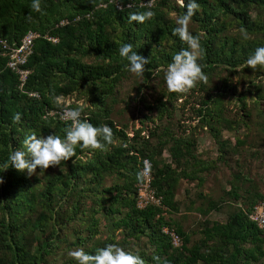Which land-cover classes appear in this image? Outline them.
<instances>
[{
    "label": "trees",
    "instance_id": "16d2710c",
    "mask_svg": "<svg viewBox=\"0 0 264 264\" xmlns=\"http://www.w3.org/2000/svg\"><path fill=\"white\" fill-rule=\"evenodd\" d=\"M196 2L189 30L200 37L207 81L177 94L164 80L173 55L187 47L173 35V14L185 11L177 0H41L43 14L32 0H0L1 39L19 45L28 32L40 34L23 85L0 45V264H77L69 250L94 254L109 243L146 264L153 256L167 264H264V229L250 217L264 200V67L246 66L264 46V0ZM149 3L152 19L129 21ZM126 43L149 58L151 71L126 70L119 56ZM63 106L112 127L115 144L105 152L77 145L73 158L31 176L2 171L32 131L66 135ZM201 129L214 138L216 157L204 158ZM147 159L160 202L140 206L136 175ZM165 228L179 234L180 246Z\"/></svg>",
    "mask_w": 264,
    "mask_h": 264
},
{
    "label": "clouds",
    "instance_id": "9594fccd",
    "mask_svg": "<svg viewBox=\"0 0 264 264\" xmlns=\"http://www.w3.org/2000/svg\"><path fill=\"white\" fill-rule=\"evenodd\" d=\"M177 2L185 11L179 15L173 14L176 25L173 28V35L178 36L187 47L173 55L171 62L164 70V80L169 92L186 94L198 82H206L207 76L203 71V65L199 63L203 55L200 37L193 35L189 30L192 18L199 11L200 5L196 0H187V2L177 0ZM30 7L43 14L41 0H32ZM128 7H131V4ZM148 9L143 12H130L129 21L144 23L152 19L155 12L151 10V3H149ZM240 32L245 39L248 38L246 29L241 28ZM119 56L127 61L126 70L132 74L143 76L145 71H151L145 67L149 64V58L137 54L132 43L122 44L119 48ZM246 66L253 70L258 66L264 67V46L254 50L247 58ZM151 74L153 77L159 76L160 69ZM59 118L65 122H70L63 138L54 133L44 136L32 131L23 139L22 148H17L10 153L2 171L13 167L21 172L27 170L28 175L31 176L36 173L38 168L43 171L49 167L59 166L62 161L73 158L76 155L77 145L84 149L105 152L109 146L115 144L112 127L107 124L94 126L83 115V110L79 107L63 106ZM13 122H21L20 113L13 115ZM150 171V162L145 160L144 167L137 172V181L143 182ZM3 182V179L0 178V184ZM68 256L73 258L77 264H146V261L137 252L125 250L117 243H109L100 247L96 249L94 254L86 252L83 248H75L69 250ZM152 259L155 264H167V261H162L160 256H153Z\"/></svg>",
    "mask_w": 264,
    "mask_h": 264
},
{
    "label": "built area",
    "instance_id": "2783aa9c",
    "mask_svg": "<svg viewBox=\"0 0 264 264\" xmlns=\"http://www.w3.org/2000/svg\"><path fill=\"white\" fill-rule=\"evenodd\" d=\"M64 23V21L62 22ZM40 36L39 33L30 31L26 34L23 38L22 42L19 45H11L7 40L0 38V45L5 50V54L8 57V66L15 70L20 77V81L23 84L27 81L28 75L30 74V70L25 67L28 62L29 57L33 53V45L34 40ZM54 41L57 39L54 38ZM147 161L150 162L149 159ZM151 165V162H150ZM152 173L144 179L143 183L139 186V203L140 206H146L148 203H159L160 200L157 198L154 188L152 187ZM250 217L253 221L257 222L260 228L264 229V200L259 201ZM165 231L171 234L173 239V244L178 247L181 244V237L174 231H170L169 229L165 228Z\"/></svg>",
    "mask_w": 264,
    "mask_h": 264
},
{
    "label": "rangeland",
    "instance_id": "374dc122",
    "mask_svg": "<svg viewBox=\"0 0 264 264\" xmlns=\"http://www.w3.org/2000/svg\"><path fill=\"white\" fill-rule=\"evenodd\" d=\"M195 97H198V96H195ZM195 98H192L191 100H190V102H193V100H194ZM182 101H184V98H181V99H179L178 100V104L179 103H182ZM134 103V102H133ZM120 106H123L122 104H120ZM189 107H190V104H188V107H185L184 108V110H185V116L187 117V116H189V115H191V112L188 110L189 109ZM231 107H234L233 105H231ZM133 111H137V109H132ZM136 113H138V111L136 112ZM190 120H186V125L187 126H189V124H190V122H189ZM194 123H197V120H195L194 122H193V124ZM191 129H190V127H189V130H188V132L190 131ZM244 129H242V131H243ZM198 136H199V142H200V150H202V151H209L210 152V154L208 155V154H204V158H209L210 156H212V157H216V155H217V144H216V142H215V140H214V138L210 135V133L207 131V130H205V129H201V130H198ZM234 132H230V131H224V135H225V137H228V136H234V134H233ZM234 139V138H233ZM164 157L168 160V161H170V154H169V152L168 151H165L164 152ZM259 162V160H256L255 162H251L250 163V165L251 166H256L257 165V163ZM256 163V164H255ZM257 167V166H256ZM256 167H255V169H256ZM262 171H264V170H262ZM110 176V178L112 177V175H109ZM215 213V212H214ZM214 217H217L218 219H220V220H222V219H227V217H226V215H224V214H218V213H215V215H213ZM103 217H104V215H103ZM200 217V216H199ZM107 223H108V218L105 216L104 217V219H103V222H102V225H101V229L103 230V233L101 234L102 235V238H106V235H107Z\"/></svg>",
    "mask_w": 264,
    "mask_h": 264
}]
</instances>
